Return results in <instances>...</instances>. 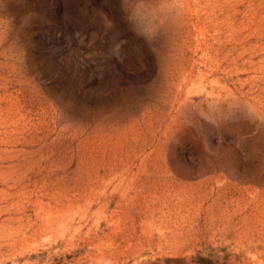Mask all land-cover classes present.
Wrapping results in <instances>:
<instances>
[{"label": "rangeland", "instance_id": "obj_1", "mask_svg": "<svg viewBox=\"0 0 264 264\" xmlns=\"http://www.w3.org/2000/svg\"><path fill=\"white\" fill-rule=\"evenodd\" d=\"M0 264H264V0H0Z\"/></svg>", "mask_w": 264, "mask_h": 264}]
</instances>
